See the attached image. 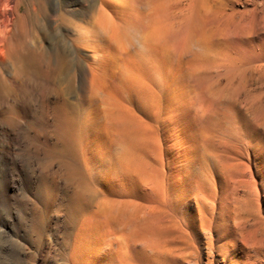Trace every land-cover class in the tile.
Segmentation results:
<instances>
[{"label":"bare ground","instance_id":"bare-ground-1","mask_svg":"<svg viewBox=\"0 0 264 264\" xmlns=\"http://www.w3.org/2000/svg\"><path fill=\"white\" fill-rule=\"evenodd\" d=\"M48 9L52 51L31 35ZM68 46L91 58L76 133L99 152L75 179L81 228L118 222L133 264H264V0H0V103L19 76H62Z\"/></svg>","mask_w":264,"mask_h":264},{"label":"rangeland","instance_id":"rangeland-1","mask_svg":"<svg viewBox=\"0 0 264 264\" xmlns=\"http://www.w3.org/2000/svg\"><path fill=\"white\" fill-rule=\"evenodd\" d=\"M58 16L57 10L48 9L41 17L45 21L41 23H47L46 31L42 25L39 26L42 29L35 27V34H31L38 35L47 51H52L54 46L55 28L61 23ZM64 16L70 19L67 14ZM60 33L66 38L72 37L67 21L60 26ZM65 55L62 76L52 69L46 74L35 70L17 77L3 92L0 103V264H133L132 260L125 259L118 222L100 230H83L85 213L73 209L76 206L75 179L79 172L85 173L83 155L91 161L99 152L92 133H88L83 151L76 133L82 116L85 115L84 120L89 119L92 109L88 82L79 77V58L86 62H91V58L86 49L71 46L65 50ZM50 59L52 62L53 57ZM65 112L72 118L74 132L70 137L64 132ZM91 195L90 206L95 209L102 196L92 192ZM117 241L120 242L119 252ZM180 241L185 253H194L187 236H182Z\"/></svg>","mask_w":264,"mask_h":264}]
</instances>
